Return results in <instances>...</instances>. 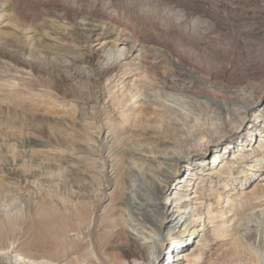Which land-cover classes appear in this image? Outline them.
I'll use <instances>...</instances> for the list:
<instances>
[{"label": "rangeland", "instance_id": "obj_1", "mask_svg": "<svg viewBox=\"0 0 264 264\" xmlns=\"http://www.w3.org/2000/svg\"><path fill=\"white\" fill-rule=\"evenodd\" d=\"M232 1L231 7L224 3L221 10H212L210 0L0 1V215L10 220L12 237L18 236L15 250L56 263L77 256L85 264H131L137 257L131 232L121 229L113 236L107 232L117 212L115 204L124 192L122 162L116 158L110 185L102 187L96 169L86 159L77 158L71 141L76 137V145L87 147L94 131L88 124L106 127L105 133L111 130L118 139V152L133 139L155 145L169 138L181 139L171 128L168 132L149 129L147 122L156 124L154 115L162 112L149 103L141 107L142 101L159 93L162 84L175 82L177 101L173 106L187 108L191 100L182 94L184 85L196 75L186 63L203 64L218 56L228 59L240 46L249 72L254 70L251 75L242 78L238 69L227 80L213 77L204 92L217 100L234 99L242 92L241 101H257L264 108V25L257 14L264 8V0ZM87 23L94 28L88 39L73 30L74 25ZM168 52L173 59L180 54L185 60L177 59L176 68ZM116 55L122 56L118 65L108 69ZM127 89L136 93L134 98ZM131 111L146 116L144 124L134 120ZM247 131L240 139L224 143L220 154L245 139ZM12 161L15 165L6 166ZM19 172L35 177L26 183H10L9 174ZM261 178L256 175L232 182L228 192L235 196L250 190ZM225 195L220 206L225 205ZM12 196L20 198V206L10 204ZM100 197L104 199L96 225L88 231L91 241L66 237L75 221L72 206L81 201L91 206ZM216 199L210 200L212 213L222 208ZM43 203L50 224L38 237L32 224L37 218L35 208ZM261 210L263 216L258 219L245 213L236 235L214 242L205 224V202L200 212L206 231L193 239L189 250L194 253L180 264H264V207ZM230 225L225 224L224 229ZM180 229L176 227L170 234L180 236ZM179 252L171 254L174 262L181 261L174 259Z\"/></svg>", "mask_w": 264, "mask_h": 264}, {"label": "bare ground", "instance_id": "obj_2", "mask_svg": "<svg viewBox=\"0 0 264 264\" xmlns=\"http://www.w3.org/2000/svg\"><path fill=\"white\" fill-rule=\"evenodd\" d=\"M224 3H228V7L233 5L232 0H224ZM224 3L222 0H210V7L212 10H221ZM257 14L264 25V8L261 7ZM73 28L76 33L84 34L87 39L94 31L93 26L88 23L76 24ZM190 48L195 50L193 45H190ZM244 51L240 46L236 48V55L228 59L218 56L213 61L208 60L203 64L186 63L189 71L196 75L193 82L184 85L182 94L191 100V105H187V108L181 104H177L180 109L173 106V101H177L174 98L175 82L174 85L162 84L159 93L148 95V99L142 101L141 107L149 103L160 108L162 112L154 115L156 124L147 122L149 129L168 132V128H171L179 134L182 141L178 140V137V141L169 138L155 145L133 139L118 152L115 150L118 139L114 133L109 129L105 133L106 127L96 124H88L94 131L90 132L93 141L87 147L76 145L75 140H78L76 137L71 141L73 151L79 155L77 158L86 159L91 168L97 170L94 172L103 182L102 187L110 185V179L118 165L116 158H120L119 161L122 162L124 192L115 204L114 209L117 212L111 217V225L107 227V232L110 236L121 229L131 232L137 245L135 246L137 257L132 259L131 264H180L187 261L194 253L193 250H189L193 239L200 232L203 234L206 231L201 225L200 212L205 202L207 204L205 224L207 230L213 234L214 242L236 235L241 218H244L243 215L246 216L245 213L248 212L247 216L251 214L257 219L263 216L261 208L264 207V179L254 182L250 190H241L240 194L235 196L228 191L233 187L232 182L234 184L243 182L256 175L264 177V108L260 107L257 101L252 103L241 101L245 95L242 92L234 99L225 97L221 100L204 92L205 86L213 77L227 80L233 74V70L238 69L242 78L251 75L254 70L249 72ZM170 54L171 52H168V57L175 67L178 64L177 59L185 60L180 54L177 55V59H173ZM121 57L113 56V62L108 61L110 62L108 69L118 65L117 61ZM113 63L115 64L112 65ZM262 71L264 73V68ZM158 79L156 78L157 82ZM148 85L151 86L150 83ZM1 89L2 86L0 91ZM127 90L131 98H134L136 93L132 94L130 89ZM131 114L134 120L144 124L146 116L141 112L131 111ZM251 118L255 119L253 123L250 121ZM246 128L248 129L246 138H242L237 145L230 144L227 150L224 149L223 154H220L224 143L229 144L240 139ZM176 141L180 142L179 145ZM8 165H15L14 161L7 163L6 166ZM78 165L83 169L86 167L80 162ZM214 165H219V168L216 169ZM9 175L12 184L26 183L35 177L22 172ZM222 194H226L222 199L224 206L218 204ZM212 198H217L215 203L222 207L218 213L209 211L213 207L210 201ZM103 199L97 198L95 204L91 206L84 201L72 206L75 221L66 237L74 236L76 240L88 238L91 241L92 233L88 231H91V226L96 225L98 207ZM9 201L11 205L21 204L20 198L15 196ZM46 205L43 203L35 208L37 218L32 226L38 237L50 224L46 220L49 216ZM230 222L231 225L225 230L224 225ZM176 227L181 228L179 235L185 234L186 238L170 234ZM13 232L10 220L5 214L0 215V264H85V260L81 261L77 256H68L64 262L56 263L32 252L19 253L14 246L18 236L14 239ZM93 246L92 244L88 248L93 250ZM176 250H180L174 258H180L181 261L178 262H174L171 256Z\"/></svg>", "mask_w": 264, "mask_h": 264}]
</instances>
